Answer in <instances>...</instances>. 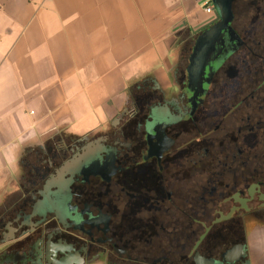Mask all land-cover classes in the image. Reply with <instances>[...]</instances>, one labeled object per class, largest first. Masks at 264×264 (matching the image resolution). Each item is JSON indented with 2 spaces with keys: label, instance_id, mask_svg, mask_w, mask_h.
I'll use <instances>...</instances> for the list:
<instances>
[{
  "label": "flooded vegetation",
  "instance_id": "1",
  "mask_svg": "<svg viewBox=\"0 0 264 264\" xmlns=\"http://www.w3.org/2000/svg\"><path fill=\"white\" fill-rule=\"evenodd\" d=\"M230 19L194 35L179 74L181 104L135 90L134 106L109 135L34 152L24 163L34 173V199L24 193L0 214V236L34 207V240L65 214L61 235L86 260L197 264L201 256L228 264L219 246L236 248L240 234L224 229L242 220L248 190L264 178L256 163L264 141V0H233ZM77 156L84 160L72 176L58 180ZM30 241L8 248L5 263L16 250L29 258Z\"/></svg>",
  "mask_w": 264,
  "mask_h": 264
},
{
  "label": "crops",
  "instance_id": "2",
  "mask_svg": "<svg viewBox=\"0 0 264 264\" xmlns=\"http://www.w3.org/2000/svg\"><path fill=\"white\" fill-rule=\"evenodd\" d=\"M202 1L0 0V214L21 190L34 152L109 135L134 106L135 90L181 104L186 50L198 27L213 24ZM258 180L239 210L242 220L224 229L238 231L244 247L234 264H264V178ZM20 196L34 199L33 192ZM236 210H228L232 220ZM30 213L4 227L0 258L31 238L30 256L18 264H104L86 260L60 228L34 240ZM234 247L224 243L219 251Z\"/></svg>",
  "mask_w": 264,
  "mask_h": 264
},
{
  "label": "water",
  "instance_id": "3",
  "mask_svg": "<svg viewBox=\"0 0 264 264\" xmlns=\"http://www.w3.org/2000/svg\"><path fill=\"white\" fill-rule=\"evenodd\" d=\"M232 1L233 0H212V3L214 4V6L216 8V14H217L218 18L224 19L226 21L225 22L226 25H228L231 22L230 21L231 20L230 19V10H231V6H232ZM211 23H213V22H211ZM202 29H204L203 25L201 27H198L196 32H199ZM196 32H195V34H196ZM82 160H84L83 156H77V157H75V159L64 164V166L58 171V174H57L58 180L64 181V177L66 175L72 176V171H73L74 167L77 164H79ZM50 187H51V184H49L47 186V190ZM42 215L44 216L45 214L43 213ZM33 217H34V207H33L32 213L30 214L28 219H32ZM56 219L58 220V228H60L61 231L65 232L66 231V229H65V220H66L65 214H62V213L57 214ZM227 255H228V257L231 258V261L229 259L227 261V263L234 264V262L239 261L241 259V257L244 256V247L242 245H239L236 248H234L232 251H230ZM197 264H216V262L214 260H207V259L199 256Z\"/></svg>",
  "mask_w": 264,
  "mask_h": 264
},
{
  "label": "rangeland",
  "instance_id": "4",
  "mask_svg": "<svg viewBox=\"0 0 264 264\" xmlns=\"http://www.w3.org/2000/svg\"><path fill=\"white\" fill-rule=\"evenodd\" d=\"M259 156L261 158V160L259 159L258 161L259 162H256V163H259V164H263L264 166V141L262 143V145L260 146V151H259ZM263 160V162H262ZM30 165L34 166V163H30ZM254 165V164H253ZM25 168H28L27 166ZM34 180V173L31 172V171H28V173H24V177L23 179L21 180V183H20V186H21V190L18 191L13 197L10 198V200L8 201V208L11 207V209H14L15 208V205H17L18 203H21L22 201H24L25 197L24 198H20L21 194H29L30 192H28V187L31 186V184L33 183ZM255 188V185L253 186ZM257 187V186H256ZM28 199H31L30 197ZM16 215H14V219L17 217H15ZM22 215H20V218L22 219ZM230 218V215L228 216ZM227 218V217H226ZM226 218H222V220L226 219ZM2 233L4 232V230L1 231ZM26 240L24 239L21 243L25 242ZM18 245V244H16ZM15 245V246H16ZM14 246V247H15ZM23 263H26L27 260L24 258L22 260ZM0 264H6L5 263V260H1L0 259Z\"/></svg>",
  "mask_w": 264,
  "mask_h": 264
},
{
  "label": "built area",
  "instance_id": "5",
  "mask_svg": "<svg viewBox=\"0 0 264 264\" xmlns=\"http://www.w3.org/2000/svg\"><path fill=\"white\" fill-rule=\"evenodd\" d=\"M204 6L205 12L208 15L207 23H211L217 20L216 8L212 3V0H203L201 3Z\"/></svg>",
  "mask_w": 264,
  "mask_h": 264
},
{
  "label": "trees",
  "instance_id": "6",
  "mask_svg": "<svg viewBox=\"0 0 264 264\" xmlns=\"http://www.w3.org/2000/svg\"><path fill=\"white\" fill-rule=\"evenodd\" d=\"M264 173V172H263ZM15 250V249H14ZM30 256V253H29ZM12 260V263L18 264L22 261V255L19 253V250H16V252H13L11 256H9ZM1 260H6V256H3L0 258Z\"/></svg>",
  "mask_w": 264,
  "mask_h": 264
}]
</instances>
